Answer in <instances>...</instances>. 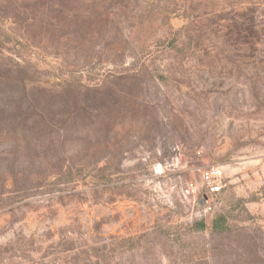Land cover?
I'll list each match as a JSON object with an SVG mask.
<instances>
[{
    "label": "rangeland",
    "instance_id": "1",
    "mask_svg": "<svg viewBox=\"0 0 264 264\" xmlns=\"http://www.w3.org/2000/svg\"><path fill=\"white\" fill-rule=\"evenodd\" d=\"M0 264H264V0H0Z\"/></svg>",
    "mask_w": 264,
    "mask_h": 264
},
{
    "label": "built area",
    "instance_id": "2",
    "mask_svg": "<svg viewBox=\"0 0 264 264\" xmlns=\"http://www.w3.org/2000/svg\"><path fill=\"white\" fill-rule=\"evenodd\" d=\"M200 180L205 195L213 196L219 194L224 188V170L220 165H209L200 171ZM189 188H194L192 183H189Z\"/></svg>",
    "mask_w": 264,
    "mask_h": 264
},
{
    "label": "trees",
    "instance_id": "3",
    "mask_svg": "<svg viewBox=\"0 0 264 264\" xmlns=\"http://www.w3.org/2000/svg\"><path fill=\"white\" fill-rule=\"evenodd\" d=\"M220 220V217H217L213 220V223H212V226L211 228L214 230V231H220L221 229V224L222 222L219 221ZM205 226L204 223L202 222L201 224V227Z\"/></svg>",
    "mask_w": 264,
    "mask_h": 264
}]
</instances>
